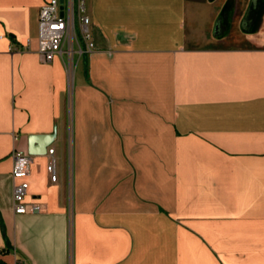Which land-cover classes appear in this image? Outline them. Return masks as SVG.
Segmentation results:
<instances>
[{
  "label": "crops",
  "instance_id": "1",
  "mask_svg": "<svg viewBox=\"0 0 264 264\" xmlns=\"http://www.w3.org/2000/svg\"><path fill=\"white\" fill-rule=\"evenodd\" d=\"M46 1L0 0V261L264 264V42L218 45L229 0H84L70 103L74 72L38 52ZM30 148L41 209L17 214Z\"/></svg>",
  "mask_w": 264,
  "mask_h": 264
},
{
  "label": "built area",
  "instance_id": "2",
  "mask_svg": "<svg viewBox=\"0 0 264 264\" xmlns=\"http://www.w3.org/2000/svg\"><path fill=\"white\" fill-rule=\"evenodd\" d=\"M91 51L94 48L91 32V20L86 15L84 0H47L40 9L38 52L45 62H51L55 56H67L66 66L71 74L76 65V56H84L85 51L77 49L79 36ZM74 72V71H73ZM55 149H50L51 156L48 170L51 180L58 179L56 171ZM14 203L17 214L29 210L39 211V205L31 207L25 202L29 190L27 178L30 174V155L15 150L13 153Z\"/></svg>",
  "mask_w": 264,
  "mask_h": 264
},
{
  "label": "rangeland",
  "instance_id": "3",
  "mask_svg": "<svg viewBox=\"0 0 264 264\" xmlns=\"http://www.w3.org/2000/svg\"><path fill=\"white\" fill-rule=\"evenodd\" d=\"M253 4L252 0H229L221 11V16L219 18L220 25L218 31L220 35L225 36L226 38L218 43V45L222 46H231V47H239V46H256L260 44V42H264L261 38H256L255 36L249 35L246 30H251L250 33L254 32V27L251 26L253 24ZM263 9V8H262ZM258 19L257 27H259L260 31L258 35H264V21L260 23V18L262 15V10ZM255 26V25H254ZM64 59H67V56H63ZM82 61H78V57L76 56V65L74 70L71 71V77L74 71L73 79L71 78L70 83V91H69V101L71 103L74 97V89H75V81L78 76L79 70L82 68ZM72 111V107L70 108Z\"/></svg>",
  "mask_w": 264,
  "mask_h": 264
},
{
  "label": "water",
  "instance_id": "4",
  "mask_svg": "<svg viewBox=\"0 0 264 264\" xmlns=\"http://www.w3.org/2000/svg\"><path fill=\"white\" fill-rule=\"evenodd\" d=\"M219 25H220V20L217 22V24H216V30H218V28H219ZM54 134L53 135H51V136H32V138H31V142H34V141H36V143H41V142H48L49 143V141L52 139V138H54ZM40 154H42V152H40V150L38 151L37 149H35V148H30L29 149V155L30 156H35V155H40Z\"/></svg>",
  "mask_w": 264,
  "mask_h": 264
},
{
  "label": "trees",
  "instance_id": "5",
  "mask_svg": "<svg viewBox=\"0 0 264 264\" xmlns=\"http://www.w3.org/2000/svg\"><path fill=\"white\" fill-rule=\"evenodd\" d=\"M252 13H253L254 18H253V24L251 26L254 27L256 21H258V19H259V16H260V13H261V7L258 6L257 8H253ZM246 31L247 32H251L250 29L246 30ZM0 264H4V263L2 261H0Z\"/></svg>",
  "mask_w": 264,
  "mask_h": 264
}]
</instances>
